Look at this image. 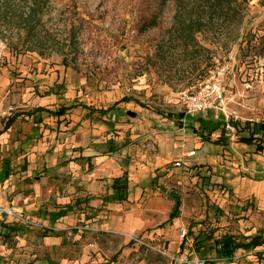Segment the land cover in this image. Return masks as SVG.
Wrapping results in <instances>:
<instances>
[{"label":"rangeland","instance_id":"1","mask_svg":"<svg viewBox=\"0 0 264 264\" xmlns=\"http://www.w3.org/2000/svg\"><path fill=\"white\" fill-rule=\"evenodd\" d=\"M228 2L0 0V131L67 110L0 136V208L16 215L0 218V264H191L196 237L211 260L224 238L264 240V151L240 143L264 124V0ZM178 13L199 29L187 41ZM213 76L224 112L183 128ZM228 117L239 128L217 145ZM225 264H264V246Z\"/></svg>","mask_w":264,"mask_h":264},{"label":"trees","instance_id":"2","mask_svg":"<svg viewBox=\"0 0 264 264\" xmlns=\"http://www.w3.org/2000/svg\"><path fill=\"white\" fill-rule=\"evenodd\" d=\"M229 0H205V3L207 4L208 9H213V10H224L225 8H228L230 3L228 2ZM182 8V7H181ZM183 9V8H182ZM182 18V19H181ZM180 22V29L178 30V36L180 38H183L185 41L189 40L192 38L193 34L199 30H195L193 28V22L190 24L186 23V20H184L182 13H178L176 16V21L179 23ZM191 21V20H189ZM199 27V25H197ZM66 109L62 108L56 111H52L50 109H46L43 107L36 108L25 115H16V117L11 118L5 123V128L3 131H0V136L6 133L8 130L12 128L14 123L19 119L23 117H29L32 118V120L35 123H41L43 121V118L46 116H56V117H63L66 115ZM168 117H170L168 115ZM186 115L185 113L180 114L177 118L179 119L178 123L180 126H182V120L185 119ZM172 118V116H171ZM189 118H187L188 120ZM191 119V118H190ZM198 122H200L201 125L204 124L202 118L197 119ZM220 123H217L216 125L211 124L212 128L210 132H208L207 136L210 138L216 131L220 130L221 131V136L219 139L216 141L217 145H223L226 141V122L225 119H222ZM181 121V122H180ZM206 124V123H205ZM235 128H239L240 123L239 122H231ZM196 133L198 131H195ZM244 132L245 135H242L240 137V143L245 144L247 146H256V149L258 152H263L264 151V124L262 123H246L245 127L240 131ZM238 133V132H237ZM105 147L107 149L106 153H108L110 156L116 155L118 151L120 150V147H118L114 142L107 143L105 144ZM80 158L79 160H81ZM113 190V196L120 202H125L129 198V179L127 173H124L121 177L115 178L113 180V184L111 186ZM180 203L175 205V208L173 212L170 215V218L172 220H175L179 217L180 214ZM71 211V209H66L64 211V214H68ZM63 211H60L59 214H61ZM199 237L195 238V246L196 250L198 252L199 258L202 260H205L206 262H210L211 259H208L206 256V253L203 252V248L201 246V243L198 242ZM186 242L184 241L183 245ZM264 246V240L261 239L260 236H256L252 238L251 241L249 242H238L236 241L233 237H228L224 238L223 242H218L216 245H213V251L215 252L216 259H221V260H231L235 253L237 251H244V252H251L253 250H256L258 248H261ZM211 251V247L209 248Z\"/></svg>","mask_w":264,"mask_h":264},{"label":"built area","instance_id":"3","mask_svg":"<svg viewBox=\"0 0 264 264\" xmlns=\"http://www.w3.org/2000/svg\"><path fill=\"white\" fill-rule=\"evenodd\" d=\"M224 90L222 88V82L220 78H215L214 76L208 81L203 87L200 88L198 93L188 96L185 99V119H183V128H186L187 118H194L202 114L209 112H224ZM233 119L229 120L226 118V130L230 133H234L236 128L231 124ZM235 122V121H234ZM195 153H191L189 157H193ZM4 217H16L14 213L0 208V218ZM183 262V261H182ZM189 263L188 261H186ZM191 264H225L224 260L215 259L210 262H206L202 259H193Z\"/></svg>","mask_w":264,"mask_h":264},{"label":"water","instance_id":"4","mask_svg":"<svg viewBox=\"0 0 264 264\" xmlns=\"http://www.w3.org/2000/svg\"><path fill=\"white\" fill-rule=\"evenodd\" d=\"M129 115H130L131 117H133V118L136 117V114H135V113H129Z\"/></svg>","mask_w":264,"mask_h":264}]
</instances>
